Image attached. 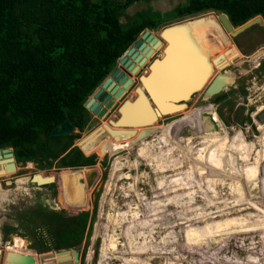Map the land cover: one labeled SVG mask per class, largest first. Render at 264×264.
I'll use <instances>...</instances> for the list:
<instances>
[{
	"label": "rangeland",
	"instance_id": "rangeland-1",
	"mask_svg": "<svg viewBox=\"0 0 264 264\" xmlns=\"http://www.w3.org/2000/svg\"><path fill=\"white\" fill-rule=\"evenodd\" d=\"M184 2L185 0H141L126 8L120 21L126 23L129 17L148 9L171 11L176 5ZM213 15L218 20L216 12ZM223 32L225 37L220 34L219 38L222 36L229 42H222L221 45H225L227 49L232 48V51L226 55L225 48H220L218 45V51L214 50L211 60L216 73L225 69L233 74L232 86L223 91L228 96L217 103L214 102L217 95L205 102L202 100L203 91H201L188 102V109L171 118L158 120L154 127L159 130L158 138L164 142V147L174 160L175 178L178 177L179 180H187L186 182L190 183H186L187 187L182 189L185 195L184 200H179L177 203L168 201L163 209L157 212L158 214H153L155 218L159 217L158 222L164 224L165 221L166 224L161 227H166V229L155 228L152 230V233H157V249L161 252L151 260H147V264H264V146L256 143L257 138L262 135L258 130L259 124L264 127V26L256 24L235 37H232L229 32ZM161 48L155 49L153 57L146 59V64L138 73H130L134 86L128 90L120 104L125 99L135 97L133 89L139 84V76L147 73L148 64L153 58L163 55ZM218 63H222L223 66L218 68ZM205 104L210 107L203 108L202 106ZM196 108L199 110L195 114L196 121L189 122V115ZM116 114L117 110H112L107 116L100 119L98 125H95L92 130L100 128L104 123L109 124V120L116 119ZM221 124L226 130L218 131V125ZM167 127L173 130L169 133ZM91 131L82 130L77 133L78 129H76L75 144L80 143ZM199 136L204 138L207 144H210L208 150L207 146L205 147L207 151L205 154H207L206 157L213 158L212 165L213 168L216 167L217 171L208 176V183H205V187L201 184L206 173L202 168L206 163L201 166L198 162H191V159H186L175 149L184 144H189L191 148L197 147L196 142ZM104 137V140L99 143L97 141L98 146L94 141L98 138L97 132L89 135L86 140L92 143V148H88L85 153L91 151V154L97 157L96 165L98 167L96 166L94 169L97 176L88 186L82 182L85 200L83 204L70 203L72 207L61 205L62 191L66 201L64 182L62 185L57 182L56 203L65 207L70 214L80 210L79 212H88L90 216L79 248L82 254L79 264H98L103 242V230L100 229L99 224L105 223L108 214H113L119 208L126 209L124 204L127 202L139 203L137 192L142 195V199L144 197L149 203L155 201L153 197V189L156 186L155 173L153 174L142 160H138L137 168L132 166L136 159L135 145L137 143L132 144L130 150L122 149L112 156L107 154L104 157L108 152L103 154L93 152L95 148L107 145V138H112L108 133ZM129 139L130 136H123L112 140L116 145ZM189 150L193 152L194 149ZM186 154L189 152L184 153V155ZM138 155L143 158L141 154ZM119 157L124 166L116 170V174L120 171L119 173L129 175L130 178L114 179L112 184L111 174L113 173L114 160ZM226 168H235V171L226 174ZM199 169L202 170L201 173ZM39 171L48 172L40 170L36 163L18 162L15 172L0 174V191H4L8 197V200H2L0 204L1 216H5L9 212L21 219L20 216L30 215L31 206H45L47 195L43 196L42 193L51 186H35L30 183L16 184V180L20 177H29ZM75 171L81 177L80 170L62 169L58 170L55 175H63L65 180L66 178L70 179ZM162 173L166 177L172 174L171 172ZM42 174L45 173L42 172ZM211 175H214L213 179L219 178L222 185H210ZM134 178H136V182ZM128 185H135V190L129 191ZM231 187L234 188L232 192ZM92 191L93 195H91ZM125 193L128 196L125 197ZM179 193L180 191H177L175 195ZM94 194L97 195V200L95 208L92 210L91 198L94 199ZM233 194L234 196H232ZM246 195L248 196L246 197ZM139 204L141 212H145L141 202ZM77 205L80 207H75ZM22 211L23 214H20ZM168 214L170 215L168 216ZM59 220L61 219H58L57 223L60 222ZM42 223L43 221H30L27 224H13L8 227L5 232H10L14 238L15 246L11 248L12 252L29 255L31 250H25L28 241L34 245L33 249L39 247L40 241H36L35 238L50 232ZM133 233L136 240L133 243L118 245L117 252L131 253L136 246L148 247L150 245L152 236H139L144 233ZM186 233L191 235L187 236ZM70 235L66 233L62 238L67 240ZM163 240L165 241L163 242ZM35 255H33L34 259ZM36 257L38 263L35 262V264H42L37 255ZM145 258L147 259V255ZM53 259L56 262L55 256ZM110 264H127V261L125 257L121 256ZM130 264H137L136 259Z\"/></svg>",
	"mask_w": 264,
	"mask_h": 264
},
{
	"label": "trees",
	"instance_id": "trees-1",
	"mask_svg": "<svg viewBox=\"0 0 264 264\" xmlns=\"http://www.w3.org/2000/svg\"><path fill=\"white\" fill-rule=\"evenodd\" d=\"M138 1L141 0H0V148L11 147L16 161L36 163L40 170L76 168L94 163L77 147L70 148L77 135L52 136L50 132L64 120L82 127L88 119L84 114L88 96L114 69L118 58L140 32L145 28L154 29L160 22L159 13L148 9L121 23L124 10ZM207 9L227 14L234 26L257 15L264 19V0H185L169 14L183 15ZM227 96L223 92L214 102ZM158 140L171 162L168 172L172 174L168 176L175 183L168 192V199L177 203L185 199L182 189L190 182L175 178L174 160L164 142ZM80 147L85 152L92 148V143L85 141ZM198 148L199 145L191 148L184 144L175 149L191 162L201 166L205 165L202 161L206 163L207 167L202 168L205 172L211 165L210 158L202 157ZM189 149L194 150L190 152ZM93 152L103 154L108 152V147L101 145ZM185 152L189 154L184 155ZM138 160L136 155L133 167H138ZM144 160L154 174L153 168ZM122 166V159L116 158L112 184L114 179L130 178L120 171L116 174ZM78 175L73 172L70 179ZM163 177L155 179L154 202L149 203L136 193L145 212H141L139 203L127 202L124 204L126 209L119 208L107 216L119 220L135 233L152 232L150 215L167 204L162 195ZM206 181L204 174L201 186L205 187ZM134 186L128 185L129 191H134ZM177 191L180 193L175 195ZM124 196H128L127 193ZM88 217L87 212L78 218L57 214L50 218L46 214L43 224L50 232L58 234L55 249L80 248ZM58 219L60 222L54 224L53 221ZM66 233L77 238L63 239Z\"/></svg>",
	"mask_w": 264,
	"mask_h": 264
},
{
	"label": "water",
	"instance_id": "water-1",
	"mask_svg": "<svg viewBox=\"0 0 264 264\" xmlns=\"http://www.w3.org/2000/svg\"><path fill=\"white\" fill-rule=\"evenodd\" d=\"M210 12H216L218 20L216 19V16L210 14ZM205 17H215L216 19V24L212 26L213 28L209 27L208 29V36L206 35V33H204L205 40L207 41V43H210L211 47H208L207 51L202 55L204 56V62H206L207 67V69H205L204 71L205 75L201 78H197L196 80V78L193 79L192 77L186 78L188 76L184 77L183 74L182 76H179V78H177L178 80H173L174 85L177 84V87L180 86L178 90L176 89L177 91L173 87L170 90L168 96L166 94L159 95L160 90H158L157 87L153 88L149 85H151L152 82L156 83L155 81L158 79L165 81L169 78L168 76L171 73L170 66L164 67L162 71V73L164 74L162 75L161 72L158 74L157 71H159L158 67L163 66L167 63L166 60L169 62L174 43L176 41V36L179 37L180 40V37L184 38V35H189L188 33L191 32L193 27L200 26V23L197 20L203 19ZM256 24L264 26V19L262 18V16L257 15L252 19L246 21L244 24L234 26L232 25L227 14L219 10L207 9L198 12H191L181 16L167 18L159 22L154 29L145 28L140 32L137 39L126 49V51L120 56V58H118L114 69L95 88V90L88 96V98L84 102L85 110L96 116L91 119L86 127V131L92 130L95 125H98L100 119L104 118L107 115L108 111L112 109V107L116 104L117 100H119L129 90V88L133 84V82H131L132 78L130 77V73H138L140 71V66L146 64V57H153V55L155 54L154 50L159 47H162L161 49L164 53V56L155 57L149 62V72H147L145 76H143L144 74H141L139 76V84L134 88V91L137 92L136 94H138L137 97H133L131 101L125 99L117 108V114L115 116L117 118L115 119L116 123H118L122 119L126 108L136 110L134 113L136 116L140 113L142 115L140 121L144 120L143 124H153L154 122H156L155 120L157 118H159V120L167 119L178 114L181 110L178 108L186 109L188 107V102L193 98V96L201 91H203L202 100H204L205 102L222 93L226 88L232 86L233 80L230 81L228 79L227 75H225L226 72H223L221 74H218L216 77L211 78L212 68L208 67V65L210 64V55H212L213 53L211 52V50L213 49L214 51L216 49L218 51V44L221 45L222 42H229L227 38L226 40H224L225 34L223 31H226L227 33L230 32L231 36L235 37ZM221 29L223 30V33L220 31ZM220 34H223L224 37L221 36V38H219ZM181 42L183 44L185 43L184 45H186V50L188 51L187 54H189L190 57L196 55L191 47L187 46V44L189 43L188 40H183ZM182 43L178 44L177 42L179 46H183ZM185 73H187L186 70ZM219 75L221 76L218 79ZM146 85H148V87ZM144 101L147 103L145 111H143L142 107H140V104L144 105ZM136 106L139 108V112H137ZM149 129H144V131L149 132ZM74 131V126L71 124V122L69 120H64L55 128H53L50 134L52 136H65L72 135ZM149 134H151V132ZM1 154H4V156L8 159L6 160L7 164L5 170L7 172H15L16 165L14 163V153L12 152V148H0V162L2 160ZM71 170L74 169H67V171ZM1 171L3 170H0V172ZM42 172L45 174H42ZM55 174L56 173L51 171L35 172L29 177H20L16 180V184L20 185L30 183L36 186L53 184L57 182ZM96 175V170L92 169L88 172L87 179L90 177L94 178ZM96 197L97 195L94 194L95 199ZM6 198L8 200L7 196ZM62 252L72 253L74 262H79L78 249L72 248L70 250L65 249L59 252L57 251V253ZM7 262L15 264H35L33 257L27 254L16 252L8 253ZM70 263L71 261H64L60 264Z\"/></svg>",
	"mask_w": 264,
	"mask_h": 264
},
{
	"label": "bare ground",
	"instance_id": "bare-ground-1",
	"mask_svg": "<svg viewBox=\"0 0 264 264\" xmlns=\"http://www.w3.org/2000/svg\"><path fill=\"white\" fill-rule=\"evenodd\" d=\"M210 14L213 15L214 13L210 12ZM215 20H216L215 17H212V18L205 17L203 19L197 20L200 23V26L193 27L191 32L188 33L189 35H184V38L180 37V40H179V37L176 36V41L174 43V47L172 49V53H171L170 58H169V62L166 60L167 63L164 64L163 66L158 67L159 71H157L158 74L161 72V75H162V74H164V73H162L164 67L170 66L171 67L170 68L171 73L168 76L169 77L167 79L168 81L167 80L163 81L161 79L160 80L158 79L155 81L156 83L152 82L151 85L148 84L150 87H153V88L157 87L158 90H160L159 95H162V94L165 95L166 94L168 96V94L170 93V90L173 87L175 90L176 89L178 90V88L180 86L177 87V84L174 85L173 80H176L177 78H179V76H182L183 74H184V77L188 76L186 78L192 77L193 79L196 78V80H197V78H201L202 76L205 75L204 71H205V69H207V67H206V62H204V56H202V55L207 51L208 47H210V43L209 42L207 43V41L205 40V36H204L205 34L204 33H206V35L208 36V32H209L208 29H209V27L213 28L212 26H214L216 24ZM204 30H205V32H204ZM220 31H222V29ZM229 34H230V32H229ZM183 40H188L189 43L187 42L188 43L187 46L191 47V49L196 54L195 56L190 57L189 54H187L188 53V51L186 50L187 47H186V45H184L185 43L183 44L181 42ZM177 42H178V44L182 43L183 46H179L177 44ZM219 47L225 48V45H219ZM225 50H226L225 54L227 55L232 51V48H230V49L225 48ZM154 52H155V50H154ZM211 52H213V53H212V55H210V64L208 65V67L212 68L211 69L212 70L211 78H214L218 74L226 72L225 75H227L228 79L230 81H232L233 80V74L230 71H225V69H223L220 72L214 73V70H215L214 63L211 60V58L214 54L213 49L211 50ZM162 56H164V53ZM173 56H174V58H173ZM146 59H149L148 56L146 57ZM143 66L144 65H141L139 69H141ZM149 70H150V67L148 64V71L147 72H149ZM185 70L187 71V73H185ZM146 74L147 73H145L143 76H145ZM220 76L221 75H219L218 79L220 78ZM132 80L133 79H131V82H133ZM148 85H146V86L148 87ZM136 93L137 92H135V94ZM137 95L138 94H136L135 97H137ZM140 98H141V96H140ZM128 100L131 101L132 99H128ZM207 105L205 104L204 106H207ZM146 106H147V103L145 101H144V105L140 104V107H142L143 111H145ZM204 106H202V107L204 108ZM125 108H126V106H125ZM136 109H137V112H139V108L137 106H136ZM178 109H181L180 110V112H181L183 110L188 109V107L186 109H183V108H178ZM135 111L136 110H133L131 108H126V111L123 114L122 119L118 123H116L115 120H112V119L109 120V124H103L100 128L90 132V134H88L85 138H83L80 141L79 145L81 143H84L87 140V137H89V135H91L94 132H97V135H98V138H96L94 140L95 144L97 143V141H98V143L100 140L102 141V139H103L102 137L106 136L107 133L112 138L118 137V136H130V139L123 146H121V148L130 150V146L134 143H137L135 145L136 146L135 147L136 148V150H135L136 154H141L146 158L149 165L153 168V170H154L153 172L155 173V176L163 177L164 175L162 172H168V169L169 168L171 169V162L168 159L165 150L162 148L161 144L158 141V133L157 132H159V130H156L154 128L156 123L158 122L159 118H157L155 120L156 122H154L153 124H143L144 120L140 121L142 118V115L139 113L136 116L134 114ZM197 111H199L197 108L192 110V112L189 115V117H190L189 122L191 121L194 123L196 121L197 117L195 114H197ZM144 129H149L150 131L147 132V131H144ZM167 129H168L169 133L171 132V130H173V129L170 130L169 127H167ZM220 130H223V129L220 125H218V131H220ZM258 130L261 132L262 135L260 134L261 136L257 138L256 143L264 146V127L262 126V124L261 125L259 124ZM150 132H151V134H149ZM185 136H187V135H185ZM112 138H107V140H106V144L108 147V153L111 156L119 152L116 150V147L113 144ZM91 153L92 152L90 151L87 154H91ZM234 169L235 168H230V169L226 168L225 173H228L229 171H235ZM159 171H160V173H159ZM0 173L7 174L9 172H7L3 168V171H1ZM62 176L55 175L56 181L58 183L61 184L64 182L63 187H64V191H65L66 201L71 203V204H83L85 202L84 196H83V189H78V187L76 186L77 176H75L72 179L66 178L65 180ZM165 178L166 179L161 180V183H162L163 199H164V202L167 203L170 200V198L168 199V192L173 186H175V184L171 181L172 179L170 177H165ZM210 185H211V183H210ZM232 196H234V194ZM247 196L248 195H246V197ZM232 206H235V205H232ZM232 206H230V207H232ZM236 209H238V208H236ZM177 215L179 216V214H177ZM202 217H204V215H202ZM150 219H151V223H153V221H156V222L158 221V218H155L154 215H152V217H150ZM161 221H163V220H161ZM100 223H102V222H100ZM164 224H166L165 221H164ZM164 224H162L161 222H158L157 229H160V228L166 229V227L165 228L161 227V225L164 226ZM226 225H228V224H226ZM99 226H100V229L103 230V233H102L103 242H102L101 248H100V255H99L98 264L111 263L113 261H116L117 257H121V256L125 257L127 264H130V262L132 263L135 259H136L137 264H147V260H151L153 257L160 254L159 252H161L160 250L157 249V247H158V245H157L158 242L156 241L157 240L156 239L157 233H152V232H148V231H145L144 235H139V236H152L151 243L148 247L136 246L131 253L117 252L116 248L118 245L130 243V242L133 243L136 240V238L133 235L134 233L127 230L126 227L119 220L112 218V217H106L105 223H103L101 225L99 224ZM154 234H156V235H154ZM164 241L165 240H163V242ZM146 255H147V259L145 258ZM54 256H55L57 263L62 262V261H66V260L71 261V259H72L69 252H62V253L54 254ZM47 257H49V256H47ZM250 261H251V259H250ZM256 261H257V259H256Z\"/></svg>",
	"mask_w": 264,
	"mask_h": 264
},
{
	"label": "flooded vegetation",
	"instance_id": "flooded-vegetation-1",
	"mask_svg": "<svg viewBox=\"0 0 264 264\" xmlns=\"http://www.w3.org/2000/svg\"><path fill=\"white\" fill-rule=\"evenodd\" d=\"M178 5H176L175 7H174V9H172L171 11H160V10H153V11H156V12H158L159 13V15H160V17H161V19H160V22L161 21H163V20H165V19H167V18H172V17H176V16H181V15H168L170 12H172V11H174L175 9H176V7H177ZM184 15V14H183ZM232 56V55H231ZM222 58V57H221ZM220 58V59H221ZM231 58V57H230ZM229 58V59H230ZM224 60H226V59H224ZM225 64V63H224ZM223 66V64L222 63H218L217 64V67L218 68H221ZM214 68H215V66H214ZM222 71V70H221ZM214 73H215V70H214ZM133 86H134V84L129 88V90L131 89V88H133ZM134 90V89H133ZM128 92V91H127ZM126 92V93H127ZM126 93L119 99V100H117V102H116V104L112 107V109H110L109 111H108V113H107V115L112 111V110H117V108L119 107V105H120V101L124 98V96L126 95ZM135 96H136V94H135ZM124 101V100H123ZM122 101V102H123ZM121 102V103H122ZM208 107H210V105H207ZM206 106H204V108H205ZM84 114H85V116L88 118L87 119V121L84 123V125L82 126V127H77V126H74L72 123V125L74 126V133L72 134V135H77V133H79L80 131H82V130H86V127H87V125L89 124V122L91 121V119L92 118H94V117H96L95 115H93L92 113H90V112H88L87 110H85V112H84ZM106 115V116H107ZM104 124H108V123H104ZM221 127H222V129L223 130H226L224 127H223V125L221 124L220 125ZM76 129H78V132L76 133ZM91 131V130H90ZM93 131V130H92ZM91 131V132H92ZM76 133V134H75ZM118 137H123V136H118ZM125 137H127V136H125ZM85 138V137H84ZM103 139L102 140H104V138L105 137H102ZM114 138H116V137H113L112 139H114ZM199 140H198V143H197V145H199V151H200V153H201V156L202 157H206L207 156V154H205V153H207V151H206V149H205V147L207 148V150H208V147H209V144H207V142H206V140L204 139V138H202L201 136H199ZM101 141V140H100ZM99 141V142H100ZM128 140H125L124 141V143H120V144H116V145H114L115 147H116V150L117 151H121L122 150V148H121V146H123L126 142H127ZM159 141V140H158ZM160 143V142H159ZM73 147H77L81 152H82V154L84 155V157L85 158H87V159H93L94 160V163L93 164H91V165H87V166H83V167H67V168H56V167H52V168H55L54 170L51 168V169H49V170H47V171H51V172H54V173H56L58 170H62V169H64V170H67V169H69V168H71V169H74V170H80V172H81V178L80 177H78L77 176V180H76V186L78 187V189H83L84 187H83V185H82V182H83V184H85V186H88V184H90L91 182H92V180H93V177H90V178H88L87 179V175H88V172L90 171V170H92V169H95V167L97 166L98 167V165H96V160H97V157L95 156V155H90V154H86L84 151H83V149L80 147V145H79V143H76L75 144V140H74V142L72 143V145H71V147L70 148H73ZM205 149V150H204ZM12 152H13V149H12ZM68 151H66L64 154H66ZM107 154H109V153H106L105 155H104V157H106L107 156ZM1 162H0V170H3V168L4 169H6V160H8L5 156H4V154H1ZM5 162V163H4ZM209 162H210V166L208 167V168H206L205 169V171H206V173H205V175L207 176V178H208V176H210V174L213 172V174L215 173V172H217L216 171V167L215 168H213V158L211 157L210 159H209ZM14 163H15V165H16V168H17V163H18V161H16V159L14 158ZM202 164H204V162L202 161L201 162ZM199 165H201V164H199ZM3 167V168H2ZM2 168V169H1ZM57 169V170H56ZM56 170V171H55ZM97 173V172H96ZM230 173H232V171H229L228 173H226V174H230ZM217 176H218V174H216ZM97 176V175H96ZM213 176L214 175H211V180L209 181V183H211V185H222L221 183H220V179L218 178L217 179V177L216 178H214L213 179ZM167 177H170V176H167ZM219 177V176H218ZM80 178V179H79ZM172 181V180H171ZM174 183V182H173ZM206 183H208V181H206ZM175 184V183H174ZM34 185V184H33ZM49 186H51V188H49L48 190H45V192H43L42 193V195L43 196H45V195H47V197L45 198L46 200H47V203L45 204V206H41V207H38L37 205H33V206H31L30 208H31V213H30V215L29 216H20V218L21 219H18L17 217H15V216H13V215H11L9 212L5 215V216H1V214H0V264H4V263H8V264H10L9 262H7V256H8V253L9 252H12L13 250H11V248L13 247V246H15L14 245V243H13V240H14V238H13V234H11L10 232H5L7 229H8V227H10L11 225H13V224H27V223H29L30 221L31 222H41V221H43V223H44V220H45V216H46V214H48V216L50 217V218H52L55 214H57V215H61V216H63V217H66V218H78V217H80L83 213H85V212H79L80 210H78V212H76V213H74V214H70L68 211H67V209L65 208V207H63V206H61V205H65V206H68V207H72V205H70V203H68L67 201H65V199H64V195H63V191H62V203H56V197H57V182L56 183H53V184H48ZM61 185H62V183H61ZM36 186V185H35ZM230 190H231V192L232 191H234V188L233 187H231L230 188ZM94 191V190H93ZM91 192V195H93V193L94 192ZM4 192V191H3ZM2 191H0V204L2 203V200H6L7 198H6V196H7V194L6 193H3ZM53 200V201H52ZM96 200H97V197H96V199L94 198V199H92L91 198V206H92V210L95 208V203H96ZM75 207H77V208H79L80 206H75ZM0 211H1V208H0ZM34 212H35V215H34ZM41 213H43V215H41ZM88 213V212H87ZM20 214H23V211L22 212H20ZM89 218H90V216L88 217V220H89ZM42 223V224H43ZM53 223L54 224H56L57 222H54L53 221ZM45 227H46V225H44ZM9 230L11 231V228H9ZM75 238H77V236H75V235H70V236H68V239H75ZM36 239V241H40V243H39V247H36L35 249H33V246L34 245H32L27 239V244H26V246H25V250L26 251H29V250H31V251H29L30 253H29V256H31V257H33L34 258V256L33 255H37L38 256V258H39V261L42 263V264H60L61 262H55L54 261V259H53V256H54V254H58L57 253V251L59 252V251H61V250H65L66 248H62L61 250L60 249H55V246L58 244V234L56 233V232H53V233H51V232H47V233H44V234H41V236H39V237H36L35 238ZM20 240H23L22 238H20ZM72 248H74V247H70V248H67V249H72ZM76 249H78V259H79V262L78 263H76V262H74V258H73V255H72V253H70V256H71V263L70 264H79L80 262H81V258H82V254H81V251H80V249L79 248H76ZM28 255V254H27ZM36 255H35V259H34V261L35 262H37L38 263V259H37V257H36ZM47 256H49V257H47ZM43 261V262H42ZM67 261V260H66ZM62 262H64V261H62ZM12 264V263H11Z\"/></svg>",
	"mask_w": 264,
	"mask_h": 264
},
{
	"label": "crops",
	"instance_id": "crops-1",
	"mask_svg": "<svg viewBox=\"0 0 264 264\" xmlns=\"http://www.w3.org/2000/svg\"><path fill=\"white\" fill-rule=\"evenodd\" d=\"M137 156H138V158L140 159V160H142V161H144L145 162V160L144 159H146L143 155V158L142 157H139V155L138 154H136ZM146 163V162H145ZM156 179V178H155ZM167 207V206H166ZM161 211V210H160ZM159 212V211H158ZM157 213V212H156ZM156 213H153V214H156ZM153 214H151L150 215V217H152V215ZM158 214V213H157ZM107 217H109V216H107ZM154 219V218H153ZM157 227H158V221L156 222V221H153V223H152V230H154L155 228L157 229ZM102 264H110V263H102Z\"/></svg>",
	"mask_w": 264,
	"mask_h": 264
}]
</instances>
